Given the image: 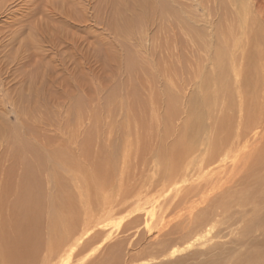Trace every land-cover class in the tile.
I'll return each mask as SVG.
<instances>
[{
  "label": "rangeland",
  "instance_id": "1",
  "mask_svg": "<svg viewBox=\"0 0 264 264\" xmlns=\"http://www.w3.org/2000/svg\"><path fill=\"white\" fill-rule=\"evenodd\" d=\"M159 1L171 12L150 14L141 27L126 33L111 24L107 0H0V229L12 230L9 207L31 168L45 193L42 250L36 264H97L120 241L124 250L118 264L176 259L169 257V250L162 256L159 250L170 239L182 243L189 231L182 229L195 225L190 218L200 211L190 217L178 207L156 224L157 206L135 211L132 198L123 200L122 193L136 192L143 180L152 185V179H158L153 155L177 138L190 102L201 107L206 80L208 96H221L206 106V111L211 108L205 114L209 125L229 114L224 107L229 102L236 125L244 120L249 65L262 78L255 101L257 109H264V0ZM168 91L177 99L174 116H168ZM261 126L256 128L260 139ZM104 152L115 157L112 179L106 189L90 190L82 169L90 172ZM56 154L64 156V162L57 161ZM54 168L81 210L76 233L61 249L49 238V225L60 211L49 184ZM198 178L197 173L192 179ZM167 193L150 196L161 201ZM106 202L114 213L104 218L100 207ZM258 208L263 222L251 232L245 231V223L255 216L254 210L240 220L235 213L221 222L215 236L194 241L188 251L176 254L192 252L178 263L253 264L246 260L254 254L252 261L264 264V202ZM136 215L140 221L125 227ZM110 228L112 236L106 239L103 233ZM158 229L170 231L160 237L161 244L148 238L156 237Z\"/></svg>",
  "mask_w": 264,
  "mask_h": 264
},
{
  "label": "bare ground",
  "instance_id": "2",
  "mask_svg": "<svg viewBox=\"0 0 264 264\" xmlns=\"http://www.w3.org/2000/svg\"><path fill=\"white\" fill-rule=\"evenodd\" d=\"M105 5H108V8L110 6L112 11L111 24L120 32L126 33L132 31L136 26L141 27V23L145 22L150 14L162 15L171 12L165 2L159 0H107ZM255 37L256 40H260L257 34ZM258 56H260V52L256 53L254 58ZM253 67V65L248 66L246 81H244L246 87L244 90L245 96L249 94L247 98L250 100L247 102L243 121L236 125L233 114L230 113L233 103L229 102L224 106L225 110L229 111L228 115H222L220 120L215 119V123L212 126L206 122L205 114L206 112L210 113L209 111L211 110L208 107L206 111V106H212L210 101L212 98H214L215 103L221 98V96L212 94L208 96L209 91H207L206 87L209 79L206 80L204 83L206 98L202 100L201 107H197L196 103L191 101L189 108H187L188 116L180 128L177 138L165 147L157 148L153 155L155 159V162L154 160L153 162L156 164L154 171L159 172L158 179L153 180L154 178L150 177L153 181L152 185L149 180H143V186L138 187L136 192L130 191V194L126 191L122 193L124 194L122 196L123 200L132 198L133 203L136 204V210L133 208L135 211L140 209L146 212V206L149 204L153 206V210L157 206L159 209L155 211L159 213H157L156 224H161L164 215L178 207L185 209L190 217L194 211H200L196 214V217H186L190 218L189 223H192V220L195 225L182 229L183 232L189 230L184 233L185 235L180 234L183 239L182 243L179 242V239L176 240L177 238H174L175 241L170 239L163 246V250H159L161 256L169 250V257L176 258L171 262H162V264H179V261H185V258L191 256L192 252L175 257L176 254L188 251L195 245L194 241L203 242L204 239H209V236H215L218 232L217 227L221 222L226 221L228 216L232 218L235 213L240 215L238 217L234 216L236 217L235 219L240 220L247 218V212H253L252 210H254L253 214L255 216L252 214L254 217L248 219V222L245 223L246 232H251V230L255 229V226L263 222V218L259 216L258 204L261 205V202H264V137L259 138L261 132L260 130L257 131L256 128L262 125L260 127L262 129L264 126V109H257L255 101L256 93L259 92V88L262 85V78L259 77L258 73L256 74ZM167 95L168 116H174L179 111V109H176L177 99L169 91ZM253 131L255 133L252 134ZM146 145L147 143H144L142 147ZM55 157H57V161L64 162V156L61 154H56ZM137 164H139L138 161ZM144 164L146 165V163ZM115 168L116 161L113 153L104 152L96 160L90 172L84 168L82 169L89 182L86 188L89 187L88 189L91 190L92 187H95L100 191L106 189L112 179ZM28 170L31 172H26L18 198L9 207L12 225L14 224V226L10 231L0 229V264H33L38 260L42 250L40 241L42 240L43 232H41L40 226L45 205V193H43V184L40 177H38L39 175L37 174L36 178L32 169L28 168ZM53 171L49 184L51 185L54 203L60 208V211L55 220H53L54 222L49 225V238L54 240L58 248L61 249L69 242L72 235L76 233L75 229L77 230L79 227L81 210H79L80 208L78 209L76 202L70 197L71 193L67 191L68 186L62 175L56 168ZM197 173L199 178L192 179ZM71 177L74 179L73 175ZM185 182H188V184L184 185L183 183ZM165 191H168V193L161 201H157V197H154L155 195L150 196V193H158L161 196ZM106 201L109 202L108 199ZM107 202L105 203L106 205L103 204V207L99 206L102 216L105 215L104 218L114 213V206H111L110 203L108 205ZM153 214V211H151L152 220ZM186 218L184 217L183 220ZM140 219L141 217L136 215L125 224V227L134 222H139ZM176 224L178 225V222ZM148 227L150 232L147 234H151L152 227L150 222ZM178 227L180 229V226ZM161 230L158 229V235L156 233L157 239L155 235H153L155 238L152 235L148 238L154 239L151 241L155 244L163 243L160 237L166 236L165 234H168V231L172 229L169 228V230L164 232ZM101 233L99 234L101 235ZM103 234L106 235V239L107 236L108 238L112 236L111 228ZM123 246L124 241L112 244L109 247L108 256L96 263L118 264L122 262ZM199 251V249L196 250V252ZM253 255L246 262L257 264L259 259L253 262ZM158 257L154 256L153 258L156 259Z\"/></svg>",
  "mask_w": 264,
  "mask_h": 264
}]
</instances>
